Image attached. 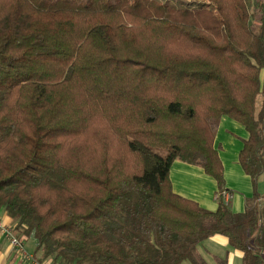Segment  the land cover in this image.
Segmentation results:
<instances>
[{
    "label": "trees",
    "instance_id": "trees-1",
    "mask_svg": "<svg viewBox=\"0 0 264 264\" xmlns=\"http://www.w3.org/2000/svg\"><path fill=\"white\" fill-rule=\"evenodd\" d=\"M193 1L0 0V208L36 260L207 264L222 234L264 264V201L231 211L213 145L222 116L245 127L256 190L264 0ZM176 159L216 180L215 210L173 191Z\"/></svg>",
    "mask_w": 264,
    "mask_h": 264
},
{
    "label": "crops",
    "instance_id": "crops-1",
    "mask_svg": "<svg viewBox=\"0 0 264 264\" xmlns=\"http://www.w3.org/2000/svg\"><path fill=\"white\" fill-rule=\"evenodd\" d=\"M260 103L261 97L258 98L257 109ZM248 136L245 127L228 116L220 118L214 136L213 145L222 165L224 188L230 193L228 206L233 212H243L255 191L259 195L257 201H264V170L256 180L255 190L250 175L243 170L238 159ZM169 180L175 193L196 201L205 209H216L218 185L202 167L176 159L171 163ZM0 220L8 226L12 223L2 208ZM19 239L25 249L33 254L35 239L31 235H20ZM197 251L207 264H219V258L224 259L225 264H242V251L232 247L222 234H214L200 242ZM0 264H31L9 244V239L3 233H0Z\"/></svg>",
    "mask_w": 264,
    "mask_h": 264
},
{
    "label": "built area",
    "instance_id": "built-area-1",
    "mask_svg": "<svg viewBox=\"0 0 264 264\" xmlns=\"http://www.w3.org/2000/svg\"><path fill=\"white\" fill-rule=\"evenodd\" d=\"M221 194L225 202H227V200L230 198V193L226 190H223ZM0 233H3L9 239V244L15 248L26 260H29L31 264H48L47 262H40L36 260L33 254L25 249L24 243L16 236L15 232L1 220Z\"/></svg>",
    "mask_w": 264,
    "mask_h": 264
},
{
    "label": "rangeland",
    "instance_id": "rangeland-1",
    "mask_svg": "<svg viewBox=\"0 0 264 264\" xmlns=\"http://www.w3.org/2000/svg\"><path fill=\"white\" fill-rule=\"evenodd\" d=\"M177 6H194L196 3L193 0H166ZM188 262H185L187 264Z\"/></svg>",
    "mask_w": 264,
    "mask_h": 264
}]
</instances>
